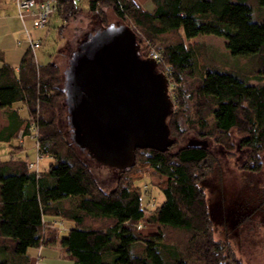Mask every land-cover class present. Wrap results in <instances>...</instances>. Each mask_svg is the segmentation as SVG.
<instances>
[{"label":"trees","instance_id":"trees-1","mask_svg":"<svg viewBox=\"0 0 264 264\" xmlns=\"http://www.w3.org/2000/svg\"><path fill=\"white\" fill-rule=\"evenodd\" d=\"M152 2L154 10L147 11L134 0H89L87 10L102 18L100 27L109 24L104 7H110L136 33L141 55H158V69L168 75L169 93L178 106L169 119L174 145L166 151L138 149L136 165L119 170L110 188L99 181L60 128L65 93L59 66L54 61L38 64L36 49L31 47L18 69L8 64L0 67V106L26 104L30 117L22 132L31 134L36 122L39 151L53 158L40 177L26 161L0 160V264H31L29 249L56 242L57 228L49 231L56 222L48 221L49 216L74 222L61 240L74 264H170L168 258L174 257V264H192L191 260L193 264H241L228 260L229 250L225 256L226 248L214 240L206 194L200 186L214 150L182 141L193 131L195 138L213 139L231 150L230 134L238 130L243 136L237 147L260 156L264 152V75L252 78L235 70L201 66L200 51L187 41L202 34L223 37L232 55L256 60V69L264 73V0ZM81 4L56 0L51 19L58 14L62 28L82 14ZM73 49L69 47V52ZM12 137L0 135V141ZM137 168H152L167 177L158 187L165 196L160 206H143L145 193L138 182L146 177ZM65 199L67 205H61ZM147 223L155 224L158 231L145 234L142 228ZM169 228L190 233L186 259L178 258V249L168 246L165 229Z\"/></svg>","mask_w":264,"mask_h":264},{"label":"rangeland","instance_id":"rangeland-1","mask_svg":"<svg viewBox=\"0 0 264 264\" xmlns=\"http://www.w3.org/2000/svg\"><path fill=\"white\" fill-rule=\"evenodd\" d=\"M134 1L139 5V2L141 3L144 0ZM76 2L82 3L81 5L85 9L81 8L82 14L69 20L64 27L60 28L62 19L56 14L47 28L33 29L31 31L32 38L40 40L42 43L41 47L36 49L35 52L38 64L45 65L54 61L62 73V86L64 82L63 73L68 65L70 54L77 47L78 41L83 36L100 28V19H102L87 10L89 8V0H76ZM3 10L5 9L1 10L2 16L6 14V11ZM104 14L107 24L124 22L114 14L110 7H104ZM16 29L17 27L12 29L14 33L6 39L8 48L12 51L10 59L12 62L18 63L21 56L30 47L27 44L26 33L16 32ZM173 37L172 35L167 36V38L171 39ZM187 42L200 51L201 66L221 68L222 71H224L223 69L235 70L252 78L257 75H264V73H259V67L256 69V60L243 59L241 56L232 55L227 50L223 37L213 34H202ZM69 47L74 49L69 52ZM36 108L44 116V108L39 104ZM175 111H178V106L174 102ZM24 113L23 118L28 119V111L26 109ZM59 115L60 128L66 132V137L70 141V127L67 124L65 106L60 110ZM4 119H6V116L0 114V125ZM31 126L35 127V129L29 134L30 137L24 141L25 135L21 133L18 138L16 137L9 143H4V145L0 146V159H7L13 150L20 159L30 162H36L38 159L40 170L44 171L49 167V163L53 161V158L41 156L37 153L39 147L38 136H40L39 129L34 124ZM242 136L243 134L238 130L231 132L230 138L234 143L231 150L216 144L213 139L207 140L208 146L212 147L215 156L211 161V167L207 171L206 176L200 181V186L206 194L212 221L213 238L226 248L224 251L225 256L226 250H229L228 260H236L241 264H264V152L260 156L255 157L252 156V152L250 153L248 149L237 147ZM195 137L196 135L192 131L187 134L182 143H186L189 139ZM76 149L91 164L99 181L108 188L112 187L119 170L97 163L87 153L80 151L77 147ZM257 163H260L258 170L248 169V167ZM140 170L144 171V176L146 177L138 182L141 189H147L143 206L154 209L165 201V196L158 187L167 177L156 174L152 168H137L135 171L139 172ZM142 231L145 234H152L158 231V227L155 224L147 223L143 226ZM165 233L168 236L166 240L169 243L168 246L176 247L180 253L178 258L186 259L190 233L183 229L170 228L165 229ZM167 261H170V264H174L175 257L173 259L168 258ZM190 263L193 264V261L191 260Z\"/></svg>","mask_w":264,"mask_h":264},{"label":"water","instance_id":"water-1","mask_svg":"<svg viewBox=\"0 0 264 264\" xmlns=\"http://www.w3.org/2000/svg\"><path fill=\"white\" fill-rule=\"evenodd\" d=\"M63 74L70 140L97 163L126 170L136 165L138 149L174 145L168 77L154 58L141 55L129 25L111 22L89 33ZM188 143L208 145L197 138Z\"/></svg>","mask_w":264,"mask_h":264},{"label":"crops","instance_id":"crops-1","mask_svg":"<svg viewBox=\"0 0 264 264\" xmlns=\"http://www.w3.org/2000/svg\"><path fill=\"white\" fill-rule=\"evenodd\" d=\"M0 2H1L0 3V67L3 64H8L12 67L15 65L14 66L15 69H18L20 62L24 55L21 56L20 61L18 63L12 62L10 59V54L12 51L8 48L9 47L8 41L6 38L10 36L12 33H14L12 29H15L17 27L16 32L26 33L27 39H28L27 44H29V47L31 48V43L29 41L27 29L29 30V33L31 34L32 33L31 31L37 28L33 27V21L31 18L28 17L25 20L20 18L18 14L16 0H0ZM139 5L147 11H153L155 8L152 0H144L141 3L139 2ZM2 9H5L3 11H6L5 12L6 14L3 16L1 15ZM36 41H39V40H36ZM25 109L28 111L27 115L29 119L30 113H29V109L26 104L23 105L22 103H16L10 108H2L0 106V114H3L6 116V119L1 121L2 123L0 125V135L4 137H9L13 135V137L10 138L9 140H6L7 138H5L4 140H1L0 146L4 145V143H9L12 139L16 137L18 138V135H19L18 133L22 131L23 128H26L28 119L23 118L25 115L24 113ZM12 121L13 123H11ZM28 137H30V135L26 134L24 136L23 141ZM11 152L12 153L9 155L7 159H4V160L0 159V160L2 161L17 160V161L27 162V160L25 159L23 160V159L18 158V156H16L15 151L12 150ZM52 163L53 161L50 162L49 164L51 165ZM49 167L44 171L41 170V172L43 173L47 172L49 170ZM66 202H67V199L62 200L61 205L66 206L67 205ZM48 221L56 222L57 227L55 225V228L52 227L51 229H49V231L57 228V232H58L57 241L51 244H48V245L44 244L43 246L39 248L29 249L28 254L31 257V264H74V261L69 257L68 253L61 245L62 238L67 236L70 229L73 226H75L74 222L69 221V220L62 221V219L58 217H54V216H49ZM58 226H59V229H58Z\"/></svg>","mask_w":264,"mask_h":264},{"label":"built area","instance_id":"built-area-1","mask_svg":"<svg viewBox=\"0 0 264 264\" xmlns=\"http://www.w3.org/2000/svg\"><path fill=\"white\" fill-rule=\"evenodd\" d=\"M16 4H17L18 14L20 18L23 20L27 19L28 17L31 18L33 21V27L37 29L47 28V26L50 23L51 17L56 11V0H16ZM27 32H28L29 41L31 43V47H33L34 50L40 48L42 45L41 42L33 39L28 29H27ZM148 57L154 58L156 61L158 59V55L156 54H154L153 56H148ZM161 71L164 72L163 70ZM168 80H169V77H168ZM169 84H170V80H169ZM35 123L36 122H34L33 124L36 126V128H38L37 123L36 124ZM34 129L35 127L34 128L32 127L31 132ZM21 133L23 134L22 131ZM37 153L41 155L39 151V147L37 149ZM26 163H27L28 168L36 173L37 177L41 176L42 172L39 167L38 159L36 162L27 161ZM146 192H147V189L144 188V193ZM44 228L46 229L45 225H44Z\"/></svg>","mask_w":264,"mask_h":264}]
</instances>
